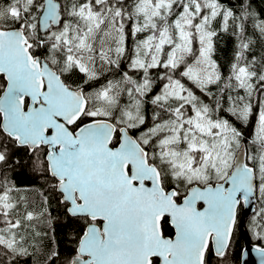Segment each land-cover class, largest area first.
<instances>
[{"label": "snow or ice", "instance_id": "6c2138e0", "mask_svg": "<svg viewBox=\"0 0 264 264\" xmlns=\"http://www.w3.org/2000/svg\"><path fill=\"white\" fill-rule=\"evenodd\" d=\"M21 177L44 180L35 198ZM253 197L264 202L252 0H0V264H232ZM248 227L264 264V207Z\"/></svg>", "mask_w": 264, "mask_h": 264}, {"label": "trees", "instance_id": "16d2710c", "mask_svg": "<svg viewBox=\"0 0 264 264\" xmlns=\"http://www.w3.org/2000/svg\"><path fill=\"white\" fill-rule=\"evenodd\" d=\"M222 3L225 4L227 7H237L240 3V0H221ZM252 3L257 11L264 14V0H252ZM232 51H233V42L230 37L225 36L222 43L218 45V51L216 54V58L219 62L224 66L225 71L228 68L229 62L232 58ZM126 65L122 64V68H125ZM254 103L258 104V100L254 99ZM254 122V121H253ZM242 131L247 136L248 132L250 131L252 124L250 123L248 127H244L239 125ZM20 185H28L30 186V190L27 193L29 196L35 198V193L41 189V186L45 183L44 180H34L30 177H21L18 181ZM261 207H264V202L260 201L257 197V206L256 211L253 213L249 218L246 220V226L241 222V225H238L237 228L234 230L233 241H232V254H233V261L232 264H241V255H242V247L243 243H245V235L251 238V241L254 242L257 246L261 245L262 242L257 241L252 236L251 232L249 231V224L252 221L253 216L260 210ZM52 210L54 215H60L63 212L62 207H58L55 202L52 204ZM58 239L61 241V248L62 250H68L74 247L71 243H68V237L64 235V233H58ZM67 254V253H66ZM22 264H32L30 259L21 258Z\"/></svg>", "mask_w": 264, "mask_h": 264}, {"label": "water", "instance_id": "95a60500", "mask_svg": "<svg viewBox=\"0 0 264 264\" xmlns=\"http://www.w3.org/2000/svg\"><path fill=\"white\" fill-rule=\"evenodd\" d=\"M253 203L250 206L242 207L241 222L245 225L247 218H249L255 211L257 206V197H253ZM254 245L251 243L250 238L245 235V247L243 249L247 251V255H241V264H260L259 255L254 251Z\"/></svg>", "mask_w": 264, "mask_h": 264}, {"label": "flooded vegetation", "instance_id": "af4514ba", "mask_svg": "<svg viewBox=\"0 0 264 264\" xmlns=\"http://www.w3.org/2000/svg\"><path fill=\"white\" fill-rule=\"evenodd\" d=\"M241 213H242V209L240 210V212H239V214H238V221H237V226H236V228L238 227V225H241ZM246 226V222H245V225H244V227ZM250 240H251V238H250ZM251 243L252 244H254V245H256L254 242H252L251 241ZM244 247H245V243H243V247H242V251H243V249H244Z\"/></svg>", "mask_w": 264, "mask_h": 264}]
</instances>
